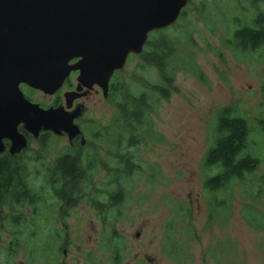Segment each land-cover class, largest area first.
I'll use <instances>...</instances> for the list:
<instances>
[{
  "label": "rangeland",
  "instance_id": "1",
  "mask_svg": "<svg viewBox=\"0 0 264 264\" xmlns=\"http://www.w3.org/2000/svg\"><path fill=\"white\" fill-rule=\"evenodd\" d=\"M254 1L191 0L185 16L176 22L174 34L180 37V51L173 60L172 71L177 90L172 91L168 100H158L150 117L154 135L129 150L143 173L135 174L130 181L129 198L120 207L121 219L118 223L112 219L106 226L98 212L84 200L65 212L68 217L54 210L52 216L59 217L58 227L68 229L69 234L70 246L65 250L67 257L61 256L63 262L112 264L113 253L105 244L110 232L103 227H114L124 243L123 264H264V226L261 228L264 183L263 194L258 199L250 197L245 186L237 185L233 202L229 200L222 207L223 212L215 213L212 222L209 200L203 189L204 159L212 143L215 114L226 107H233L254 129L251 151L260 159L256 175L264 179V124L261 129L264 48L256 52H233L226 45L232 36L234 19L249 22L257 18ZM259 7L263 9L261 4ZM168 32L174 31L170 28ZM185 36L188 40L191 36V41L186 42ZM141 64L140 54L131 55L121 73L120 81L136 95L162 82L154 67L142 70ZM72 80L77 83V77ZM67 90L60 92L61 99ZM23 91L45 109L54 104L53 96L28 88ZM56 108L66 109V103H59ZM74 111L78 112L74 125L82 131L87 145L98 148L94 179L97 185L103 186L107 182L105 166L115 165L111 156L116 149L113 138L100 140L95 132L112 127L118 112L116 103L95 89L90 97L76 103L70 113ZM45 133L49 134L48 147L43 148L34 138L29 145L36 152L30 183L40 188L54 159L69 147H80L64 130L40 131V135ZM91 149L86 147L85 160L90 157L88 154L95 153ZM180 205L187 212L180 213ZM3 209L0 264L6 261L5 248L14 231L6 218L9 207ZM256 220L260 221L258 227L250 224ZM45 227L48 231L52 229L50 224ZM9 261L10 264H45L39 260L29 263L23 250Z\"/></svg>",
  "mask_w": 264,
  "mask_h": 264
},
{
  "label": "trees",
  "instance_id": "2",
  "mask_svg": "<svg viewBox=\"0 0 264 264\" xmlns=\"http://www.w3.org/2000/svg\"><path fill=\"white\" fill-rule=\"evenodd\" d=\"M260 4L263 9H260ZM252 5L258 12L256 19L241 22L239 18L232 22V36L227 39L226 45L233 52H256L264 48V0H255ZM187 8L179 19L185 16ZM176 27L177 23L151 33L140 54L143 62L139 66L140 69L154 67L160 74V85H150L149 91L136 95L128 85L120 81L122 71L116 72L112 80L110 98L116 103L118 112L112 127L95 132L96 138L100 140L113 138L112 145L116 149L111 156L115 165L112 168L105 166L107 182L103 186L97 185L94 179L99 156L98 148H95L94 144L86 146L95 152L88 154L90 157L86 160L78 158L74 152L61 155L57 164L46 171L41 188L30 183L31 171L23 168L25 165L22 159L15 160L8 155L0 160V214L4 211L3 208L8 206L9 213L6 218L14 227L5 248L8 254L7 264L10 263L9 260L16 258L21 250L26 252L29 263L41 259L45 264H49L51 252L56 247L55 233L52 229L48 231L45 225L50 224L53 228L58 223L59 217L52 216L55 206H58L61 212L68 211L84 200L98 212L104 224L108 225L112 219L115 222L120 221V207L129 198L130 181L135 174L143 173L129 150L154 135L150 117L155 112L158 100H168L172 91L177 90L172 73L173 60L177 59L180 51V37L174 35L177 33ZM170 28L174 31L173 34L168 32ZM185 37L186 42L191 41V36L189 40ZM214 119L212 143L204 159L206 176L203 185L209 200L211 222L215 213L224 211L229 200L233 202L237 185L245 186L246 193L258 199L263 194L264 183V179L256 175L260 159L251 151L254 143L251 139L255 134L252 126L238 115L233 107L218 110ZM263 124L264 122H261V129ZM40 139L42 147H48L49 134H42ZM153 177L154 175L150 176V179ZM25 210L30 211V214ZM178 211L187 212L183 205L179 206ZM250 224L258 227L260 221L257 223L256 220ZM262 226L264 214L261 215V228ZM105 244L115 252L118 250L116 245L124 243L120 236L110 235L106 237Z\"/></svg>",
  "mask_w": 264,
  "mask_h": 264
},
{
  "label": "water",
  "instance_id": "3",
  "mask_svg": "<svg viewBox=\"0 0 264 264\" xmlns=\"http://www.w3.org/2000/svg\"><path fill=\"white\" fill-rule=\"evenodd\" d=\"M189 2L0 0V152L5 139L13 151L26 147L21 124L35 136L42 129L78 136L73 102L95 86L108 96L113 75L143 52L151 33L173 26ZM72 72H79V88L64 94L66 109L30 103L20 90L25 84L53 96Z\"/></svg>",
  "mask_w": 264,
  "mask_h": 264
},
{
  "label": "flooded vegetation",
  "instance_id": "4",
  "mask_svg": "<svg viewBox=\"0 0 264 264\" xmlns=\"http://www.w3.org/2000/svg\"><path fill=\"white\" fill-rule=\"evenodd\" d=\"M77 60L73 61L72 63H76ZM116 74V73H115ZM115 74L113 75L111 81H110V84H109V94H108V97L110 98V90H111V83H112V80L115 76ZM73 77H77V83H74L72 78ZM78 77H79V72H72L69 76V78L65 81L64 85H63V88L61 90H59L55 95H53V97H55V100H54V104L52 105V107H57L59 105V103H66L65 99H61V95H60V92L63 91L64 88H67L68 90L64 92L65 93H68V92H75L77 91V89L79 88V84H78ZM23 88H28L32 91H36V90H33L31 88H29L27 85L25 84H21L20 85V90L22 91V93L24 94L25 98L30 102V103H37L35 102L33 99H30L29 97H27V95L24 93L23 91ZM95 89H98V90H101L98 86H95L88 94L87 96H84V97H81L79 99H76L74 102H73V108L74 106L76 105V103H79L81 102V100L85 99V98H88L90 97L94 90ZM85 92H88L86 88H83L82 91H81V94L85 93ZM103 92V91H102ZM63 94V96H64ZM103 95H104V92H103ZM104 97H106L104 95ZM42 107V106H41ZM51 108V107H49ZM72 108V109H73ZM72 109L69 111V113L72 111ZM74 112H77V111H74ZM73 113V112H72ZM75 122V120H74ZM80 130V129H79ZM18 131L21 135H23V137L25 138V141H26V147L25 148H21L19 150H16V151H13L12 149V142L11 140L9 139H5L3 140V146H4V149L0 152V160L2 158H5L6 156L10 155L12 156V158H14L15 160H18V159H22V162H24V167L23 168H27V169H30L31 170V166L34 165L32 164V162H35V159H33V157L36 156V152H34L31 147L29 146L31 143H32V140L33 138L37 140V142H40L41 143V135L40 133L38 135H33L26 127L25 124H21L19 127H18ZM81 131V130H80ZM72 140L76 141V142H79L80 143V147H69L66 149V151H64L62 154H59L55 159H54V163H53V166L57 164V160L58 158L63 155V154H66L68 152H74L75 154L78 155V158H82V160L84 158V155H85V151H86V146H87V141L81 131V133L78 135V136H75L71 138ZM26 163V164H25ZM80 203V202H78ZM76 203V205L78 204ZM75 205V206H76ZM74 206V207H75ZM53 209L57 210V214L60 212V215H64V217H68V213H65L67 211H63L61 212L59 209H58V206H55L53 207ZM59 211V212H58ZM30 214V212H29ZM119 221H117L118 223ZM60 224V223H59ZM59 224H56L53 228H52V232L55 233V244L56 247L53 248V251L51 252V255H50V258H49V264H66L65 262H63V260H61V256L64 258L67 257V251H65L66 249H68V247L70 246V240L68 239L67 235L68 234V229L66 228H62V227H58ZM103 224H104V221H103ZM106 225V224H105ZM108 226V225H106ZM104 229H108L109 228V232L110 234L108 235H118L115 228L114 227H103ZM60 235L59 237H56ZM62 236V237H61ZM116 249H118L117 251L115 252H112L111 250H109L112 254V257H111V262L112 264H123L124 263V256H123V253L121 251L123 245H116ZM65 248V249H64ZM64 249V250H63ZM63 250V251H62ZM8 256V254H7ZM6 256V258H7ZM17 257V256H16ZM15 259V258H14ZM7 260V259H6ZM13 260V259H12ZM39 261H41V259H38ZM37 260V261H38ZM36 261V262H37ZM44 262V261H42ZM3 264H6V261L3 263ZM10 264V263H9ZM13 264V263H12ZM136 264V263H135Z\"/></svg>",
  "mask_w": 264,
  "mask_h": 264
},
{
  "label": "bare ground",
  "instance_id": "5",
  "mask_svg": "<svg viewBox=\"0 0 264 264\" xmlns=\"http://www.w3.org/2000/svg\"><path fill=\"white\" fill-rule=\"evenodd\" d=\"M129 59V58H128Z\"/></svg>",
  "mask_w": 264,
  "mask_h": 264
}]
</instances>
